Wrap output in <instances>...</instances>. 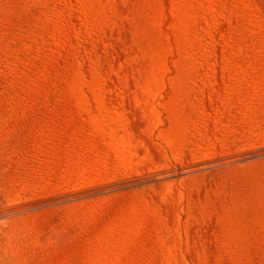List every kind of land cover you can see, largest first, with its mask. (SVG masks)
Returning <instances> with one entry per match:
<instances>
[{"label":"rangeland","instance_id":"374dc122","mask_svg":"<svg viewBox=\"0 0 264 264\" xmlns=\"http://www.w3.org/2000/svg\"><path fill=\"white\" fill-rule=\"evenodd\" d=\"M0 264H264V0H0Z\"/></svg>","mask_w":264,"mask_h":264}]
</instances>
